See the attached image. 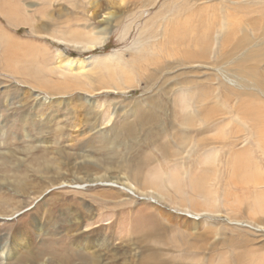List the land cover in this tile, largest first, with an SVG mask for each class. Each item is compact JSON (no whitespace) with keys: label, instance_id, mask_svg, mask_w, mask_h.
Returning a JSON list of instances; mask_svg holds the SVG:
<instances>
[{"label":"rangeland","instance_id":"374dc122","mask_svg":"<svg viewBox=\"0 0 264 264\" xmlns=\"http://www.w3.org/2000/svg\"><path fill=\"white\" fill-rule=\"evenodd\" d=\"M231 4L0 0V264H264V168L231 166L264 123V0ZM192 7L213 40L195 63L163 57ZM105 27L93 48L49 37ZM201 88L216 150L185 148L176 118Z\"/></svg>","mask_w":264,"mask_h":264},{"label":"bare ground","instance_id":"6f19581e","mask_svg":"<svg viewBox=\"0 0 264 264\" xmlns=\"http://www.w3.org/2000/svg\"><path fill=\"white\" fill-rule=\"evenodd\" d=\"M231 1L234 2V0H228V2L230 4H231ZM237 7H240V6H237ZM194 9H195L194 7L189 8L187 10V12L190 14L187 16H186V13L184 12L183 17H185L187 20H185V22L182 23L180 26L186 25V28H185V30L183 29L184 31H182V30L178 31L179 29H177V32L175 33V35L173 37L170 34L169 48L164 47V49H166V48L167 49L164 51L163 57L174 58L178 62H182L183 60H187V61L189 60L191 63H193V62L195 63L199 59V57L202 55L204 46L206 44H209L213 40V39L211 40V34L213 35L214 31L211 28L214 26L208 25L207 26L208 27V35L206 37H201L200 31L202 30V28L200 26L201 24L199 25V22L201 23V20H202V22H204L203 19L205 17L209 21H212V23H213L212 16L211 17L209 16V15H213V12L211 10H207L204 13V11H201V10L198 11V9L194 11ZM199 12H202L201 17L198 16ZM233 13H234L233 7H232V10L230 12L225 13V14L220 10L221 19L219 20V22H220L221 26L224 27L228 23H230V17L233 16ZM179 21L180 20H178L177 23ZM251 22L255 23V22H257V19H253V21H251ZM214 23H215V20H214ZM91 27H93V26H91ZM95 28H97V27H95ZM100 29H101V27H100ZM97 30H99V29H97ZM34 33H36V32H34ZM37 33H39V31H37ZM102 33H103L102 35H100V34H98V36L95 35L97 37H87V38L80 37V35L78 36V34H74V35L68 36V37L63 36V35H51L49 37L52 39V41L53 40H55V41L66 40L68 42L78 44L81 47L93 48L94 45L102 43V41L106 38L109 31L105 27V30ZM39 34H40V36L45 35V34H41V33H39ZM216 34H217V32H215V36H216ZM224 37H229V35H225ZM171 39H173V40H171ZM182 44H184V46L182 48H179V46ZM30 46L33 47V45H30ZM30 46L26 45L25 48H31ZM20 47H22V45ZM162 49H163V47H162ZM178 54L180 55L179 57H183L184 59L183 58H177L176 56ZM44 55L46 57H48V60H47L48 63L47 64L51 66V70L55 69V70L60 71L62 69L65 71V69H63L61 67H66V66L71 67L70 66L72 63L71 59L70 58H65L66 60L63 59L64 56L61 55L58 51H56L55 56L57 57V59H59V61L57 62V64L55 66L52 65V63H51L52 60L50 59V58H53L54 55L50 52L48 47H45ZM159 57L157 58V60L159 59ZM36 58H39V56H36ZM35 64H36V62H35ZM20 65H22V64H20ZM45 67L48 70V67L47 66H45ZM70 70L71 69H69L68 71H70ZM49 72H50V69H49ZM244 77H250V76L244 75ZM245 80H247V79H245ZM254 83L257 84V81H255ZM202 90H203V88H201L200 90H197V92L195 91V92H190V93L184 94V96L190 95L192 97L191 98L192 100L190 99V96L186 98V109L187 110L185 113H186L187 121L184 122L182 113L180 115L176 114V118L178 119L181 127L187 131V133L185 135V137H186V140H185L186 142L184 144L185 148H187L190 143H193L195 141L196 145L199 144V146L202 145L204 148L209 147L212 150H216L218 147H216L215 144L220 142L217 137H214V138H197L198 133L205 132V130H206V129H203L200 127L201 121H204V123H205V121H208L209 115H211V112H208V111H212L211 109L205 107V102L203 103L200 101L199 98H197V96L202 93ZM224 96H226V95L224 94ZM218 99H219V96L217 97V100ZM238 113H239V111H238ZM232 131L235 132L236 128L235 129L233 128ZM193 132H196V133H193ZM256 135L257 136L254 138L243 140V142H241V143L245 144V146L242 147V149L234 151L235 153H238V154L234 155V157H233V160L231 163V164H233V165H231L233 169H235L237 167L243 168V170H245L244 174H246L248 171H255V170L264 168V123L258 122V126L256 129ZM244 142H246V143H244ZM204 144L206 146H204ZM188 150H189V148H188ZM233 150L234 149L231 148L230 151H233ZM187 152H189V151H187ZM258 160H263V162L262 161L258 162ZM262 170H264V169H262ZM202 208H205V207H202ZM206 209H208V208L206 207L205 210ZM53 238H55V237H53ZM15 250H16L15 246L9 248L8 249L9 252L7 251L6 256H8V254L10 252H14ZM94 254H95V251H94ZM91 255H92L93 260L91 258H90V260H92V262L94 264H99L100 262L98 259L99 258L98 255L97 254H96L97 256L93 255V254H91ZM33 260H34V256L32 255V253L26 252L25 255H21L20 257L16 258V261H17L16 263H18V264H26V263L30 264ZM56 264H66V261L59 260L58 263H56Z\"/></svg>","mask_w":264,"mask_h":264}]
</instances>
